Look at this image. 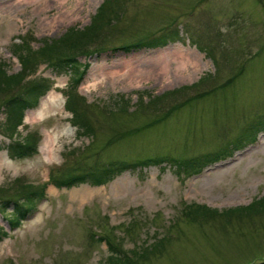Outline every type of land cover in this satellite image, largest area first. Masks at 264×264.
Instances as JSON below:
<instances>
[{"label": "rangeland", "instance_id": "374dc122", "mask_svg": "<svg viewBox=\"0 0 264 264\" xmlns=\"http://www.w3.org/2000/svg\"><path fill=\"white\" fill-rule=\"evenodd\" d=\"M16 1L0 0V62L7 73L21 68L13 54L15 45L25 41L37 50L44 38H59L70 27L83 29L103 2L49 0L45 5L48 0H20L15 5ZM118 2L117 17L93 48L77 55L76 72H60L42 62L27 77L46 78L51 88L26 111L12 139L3 130L6 95L0 94V188L5 189L0 201L13 195L23 203L24 189L44 185V197L34 199L35 208L16 228L9 222L13 204L0 207V229L7 230L0 241V264H109L107 258L113 254L107 241L97 236L126 253L123 260L128 264L264 260V211L233 217L185 214L196 205L221 212L264 197V130L254 143L243 140L241 148L233 149L230 145L264 116V0ZM163 32L169 35L165 46L137 47L136 41ZM176 32L178 39L171 42ZM123 44L130 45L123 50ZM182 46L203 60L200 70L189 76L132 83L98 78L101 65L158 56ZM78 74L81 79L75 84ZM205 75L198 88L153 105L156 96L189 87ZM70 92L83 98L92 137L78 136L65 109ZM188 97L193 99L182 107ZM43 101L47 106L42 107ZM31 134L39 138L37 152L11 159L6 146ZM219 149L229 152L192 175L178 173L169 160ZM154 156L165 161L124 171L101 185L87 180L71 187L54 183L97 165ZM158 239L160 251L135 252Z\"/></svg>", "mask_w": 264, "mask_h": 264}, {"label": "trees", "instance_id": "16d2710c", "mask_svg": "<svg viewBox=\"0 0 264 264\" xmlns=\"http://www.w3.org/2000/svg\"><path fill=\"white\" fill-rule=\"evenodd\" d=\"M118 8V0H103L101 6L91 18L90 24L87 27H84L83 29L70 27L59 38H44L40 41L42 45L37 50H33L29 46V43L25 41L22 45H15L13 54L17 57L21 66L18 72L7 73L5 63L0 62V94L6 95L2 103L6 114L3 130L7 136H10V139L17 134L18 127L22 123L24 112L36 107L39 99L51 88V84H49L46 78L27 79V77L32 74V71L42 62L50 64L51 67L56 68L60 72L67 69L75 70L76 72L77 66L75 62L77 55L86 54L90 48H93L95 40L98 39V36L102 35L103 29L110 24L111 19L117 17ZM176 34L177 32L170 38H173L174 40L177 36ZM168 37L169 35L166 33L157 36L153 35L146 37V39L144 38L145 40L136 41V45L138 48L159 47L168 43ZM129 45L130 44H123L120 45L119 48L124 50L127 49ZM80 75L81 74H78L73 78L75 84L79 83L81 79ZM205 77L206 76L201 77L196 84L190 85L189 87H181L173 91L165 92L160 96H156L153 105H157L158 103L165 101L167 98L184 96V92L188 91V89L194 87L198 88L199 85L205 81ZM202 95L203 93L198 94L197 96L202 97ZM192 99V97L186 98L182 107L188 105ZM81 100H83V98L80 95H74L73 92H70V95H68L66 99V109L72 115L73 124L78 127V136L80 137L88 134L92 137L94 135L93 124H91L87 111L83 109L84 107L82 106ZM246 130L249 134L252 133L253 137H250L247 133L241 134L231 142L230 145L232 149L241 148L244 143L243 140L246 142L255 141L256 135L261 130H264V116L256 120L255 123L249 124ZM38 141V136L35 137L31 134L25 141L12 140L11 144L6 146V149L11 159L32 156L37 152ZM228 152L229 150L219 149L182 159L170 158L169 160L173 163L178 173L192 175L201 172L203 167L219 161L223 155ZM117 161L108 163L105 166H94L93 168L88 169V172H83L82 174H77L75 172L68 173L64 175L62 179L55 180L54 183L60 187H71L79 182L87 180L93 185H100L111 180L123 171L136 169L137 167L143 168L149 165H159L164 162L165 159L162 157H145L132 162ZM170 161L168 162L170 163ZM4 190V188H0V192H3ZM23 191L25 197L23 203L18 202L13 195L7 200L3 199L0 201V207L6 203H11L15 207V212H11L14 213V215L9 219L10 223H13L14 226L18 225L22 218L26 217L33 211L35 208L34 199L37 196L40 198L44 197V185L37 189H24ZM4 211L5 210L2 212ZM258 211H264V197L255 199L248 205L229 208L221 212L204 205H196L186 210L185 214L188 218L215 215L233 217L242 215L250 216ZM4 235H6L5 231L0 229V240ZM103 239L107 241L109 249L114 255L108 257L107 262L109 264H128L126 258L123 260L125 257L124 254L126 253L123 254L121 249H118L117 245L107 240L105 236H99L97 238L99 241ZM160 246H162V240L158 239L147 248H144L142 252L135 250L130 251L147 255L160 251ZM119 255L123 256L119 257ZM254 264H264V260L258 261Z\"/></svg>", "mask_w": 264, "mask_h": 264}, {"label": "bare ground", "instance_id": "6f19581e", "mask_svg": "<svg viewBox=\"0 0 264 264\" xmlns=\"http://www.w3.org/2000/svg\"><path fill=\"white\" fill-rule=\"evenodd\" d=\"M19 1L20 0L16 1L14 4H18ZM60 1L62 4L66 3V0ZM48 3L49 0L48 2L46 1L45 5ZM52 22L53 20L48 21V23ZM202 61L203 60L198 53L190 48L182 46L174 47L169 52L161 53L158 56H143L138 57L135 61L128 59L127 61L121 60V62H116L115 64L109 66L101 65L99 66L97 74L99 79L104 77L113 83L117 78L116 82L126 79L128 83L152 78L157 82L165 80L170 81L174 75L180 74L189 76L192 74L191 71L196 72L200 70ZM173 64H175L174 68H172ZM189 65H191V68ZM44 105H46L45 101L42 102V107Z\"/></svg>", "mask_w": 264, "mask_h": 264}]
</instances>
